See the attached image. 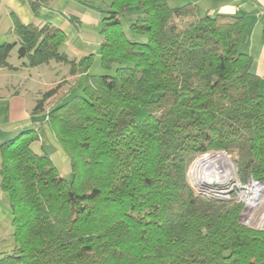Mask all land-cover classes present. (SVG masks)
Segmentation results:
<instances>
[{
  "label": "trees",
  "instance_id": "16d2710c",
  "mask_svg": "<svg viewBox=\"0 0 264 264\" xmlns=\"http://www.w3.org/2000/svg\"><path fill=\"white\" fill-rule=\"evenodd\" d=\"M36 10L53 0H28ZM137 8L127 35L122 18ZM100 62L81 94L48 110L72 180L38 152L39 126L1 144V187L13 213L15 248L0 264H264V225L240 221L241 202L198 195L187 174L197 156L233 157L239 179L264 183V91L241 50L243 16L200 14L194 3L109 0ZM0 44V68L51 61L75 75L93 54L70 59L64 29L23 23ZM62 82L42 94L44 109Z\"/></svg>",
  "mask_w": 264,
  "mask_h": 264
},
{
  "label": "crops",
  "instance_id": "0c3cea01",
  "mask_svg": "<svg viewBox=\"0 0 264 264\" xmlns=\"http://www.w3.org/2000/svg\"><path fill=\"white\" fill-rule=\"evenodd\" d=\"M54 1H52L53 4ZM77 1V4L74 3V8H61L60 11L54 9L52 3L49 7L41 6L34 10L28 0H0V4H3V9L9 17L11 34H14L12 32L13 15L25 24L50 23L61 27L66 33L69 32L63 51L70 59H79L89 54H99L101 34L98 35L97 26H101L103 13L102 7L96 8L88 0ZM211 2L216 5L209 11L212 14L244 17L243 50L253 57L252 70L260 77L261 89L264 91V0H212ZM6 38V34L0 35V40ZM23 62H25L24 59L10 62L12 69L0 68V146L22 130L39 126V139L32 143V147L38 152H47L54 163L56 154L62 161L68 160L50 125L48 110L60 101L62 97L60 91L65 85L67 90L63 93L69 92L74 85L70 83V80H74L78 73L71 75L70 70L67 69L66 74L63 75L69 74L66 78H56L39 86L38 80H34L33 75L37 70L36 75L40 77L41 69H37L41 68L40 65L27 67L23 65ZM64 80L69 82L61 84L58 93L45 101L44 109L35 112L34 107L42 98V94ZM1 154L0 149V166ZM14 248L13 213L7 195L1 187L0 175V257Z\"/></svg>",
  "mask_w": 264,
  "mask_h": 264
},
{
  "label": "rangeland",
  "instance_id": "374dc122",
  "mask_svg": "<svg viewBox=\"0 0 264 264\" xmlns=\"http://www.w3.org/2000/svg\"><path fill=\"white\" fill-rule=\"evenodd\" d=\"M89 2L92 3V5L96 8H105L106 4L109 0H88ZM168 5L171 7H179V6H183L187 3H194L197 6V10H199L200 14H203L205 12H207L208 10H212V8H214L216 5L211 2L212 0H166ZM69 3V4H68ZM74 3H78V1L76 0H55L54 4L52 5L54 9L56 10H61V8H66V7H73L75 6ZM215 5V6H214ZM136 12H138L137 8H131L129 9L126 14L123 16L122 18V26L123 29L125 30V32L127 33V35L131 38L134 39H138V40H142L144 39L143 36H134L132 34H130L129 32V25L135 20L136 18ZM72 28H74V26H72ZM100 27L97 26V33L98 35L100 34ZM1 34H6L7 38L0 40V44H3L4 42H14L17 40V37L14 36V34H11L10 32V20L9 17L6 13V11H4L3 9V4H0V35ZM67 35H69V32L66 33ZM244 47L243 45L241 46V50H243ZM18 60H20L19 56H18V45L15 46V48H13V50L10 53L9 56V61L10 62H17ZM25 60V59H24ZM26 61V60H25ZM50 65V66H49ZM41 68H37V69H41V74L40 77L38 78V75H36V71L34 72V80H38L37 85L41 86L43 84H45V82H51L53 79H64L67 76H69V74L63 76L64 74H66L67 69L70 70V66H65L64 63H57L56 61H51L50 64H42L40 65ZM116 71V66L113 65V67L109 70H103L101 67V62H100V55L97 54H93L92 56V60H91V64L86 67V68H81L78 71V75L76 76V78L73 80H70V83L72 82L74 85L71 87V89L69 90L68 93H63L67 90V85H65V87L60 91V96L61 97V101H66L69 99V97L74 96L76 94H81L82 90H83V86L85 83V78H86V73H91V74H102V73H107V74H111L113 75ZM43 72V74H42ZM70 73V71H69ZM67 81V82H66ZM64 80L62 81V84H66L69 81L68 80ZM63 100V101H62ZM224 153V152H223ZM230 157L231 159V165H229V172L230 175L232 176H236L237 175V171H236V166L233 162V157L230 154H226ZM56 159H55V164L57 165V167L59 168V170L62 172V174L65 176L66 179H68L69 181L72 180V170H71V165L69 160H65L62 161L60 158H58V155L56 154ZM197 160V159H196ZM195 160V161H196ZM194 163V162H193ZM223 167V166H222ZM191 170H190V179L194 182L193 180V167L191 165ZM225 173V172H224ZM209 176V172L205 175V178ZM191 184V182H190ZM263 211H260L257 216L255 221V225L260 224L261 221V216H262Z\"/></svg>",
  "mask_w": 264,
  "mask_h": 264
},
{
  "label": "built area",
  "instance_id": "2783aa9c",
  "mask_svg": "<svg viewBox=\"0 0 264 264\" xmlns=\"http://www.w3.org/2000/svg\"><path fill=\"white\" fill-rule=\"evenodd\" d=\"M212 152L214 153V152H222V151H210L205 154L197 156L196 159L208 155ZM195 160L193 162H195ZM193 162L191 165H193ZM190 170L191 168H189L187 177L189 182L194 183L190 179ZM219 181L220 184L217 186L209 187V188L206 187L204 190V195L205 196L213 195L222 200L234 199L235 201L241 202L243 204V209L240 215V221L249 226H254L257 228L263 227L264 183L254 178H249L247 181H242L241 179H239L238 174L235 177L233 175L232 176L230 175L229 179H227L226 181L225 180L224 181L219 180ZM260 211H263L260 224L255 225L254 220L256 219V216Z\"/></svg>",
  "mask_w": 264,
  "mask_h": 264
},
{
  "label": "bare ground",
  "instance_id": "6f19581e",
  "mask_svg": "<svg viewBox=\"0 0 264 264\" xmlns=\"http://www.w3.org/2000/svg\"><path fill=\"white\" fill-rule=\"evenodd\" d=\"M229 165H231V159L223 152H212L199 157L192 165L194 183L205 180L215 181L216 179L226 181L230 176ZM208 172L209 176L206 177L209 179L205 178Z\"/></svg>",
  "mask_w": 264,
  "mask_h": 264
},
{
  "label": "water",
  "instance_id": "95a60500",
  "mask_svg": "<svg viewBox=\"0 0 264 264\" xmlns=\"http://www.w3.org/2000/svg\"><path fill=\"white\" fill-rule=\"evenodd\" d=\"M220 184L219 180H215V181H200L198 183H191V186L194 188L195 192L198 195H204V190L206 187H214Z\"/></svg>",
  "mask_w": 264,
  "mask_h": 264
}]
</instances>
